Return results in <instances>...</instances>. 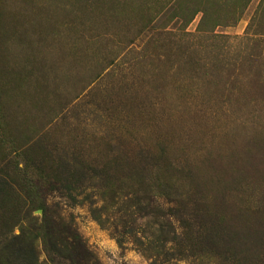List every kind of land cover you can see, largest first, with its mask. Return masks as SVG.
Masks as SVG:
<instances>
[{
  "label": "rangeland",
  "instance_id": "rangeland-1",
  "mask_svg": "<svg viewBox=\"0 0 264 264\" xmlns=\"http://www.w3.org/2000/svg\"><path fill=\"white\" fill-rule=\"evenodd\" d=\"M0 264H264V0H0Z\"/></svg>",
  "mask_w": 264,
  "mask_h": 264
},
{
  "label": "trees",
  "instance_id": "trees-1",
  "mask_svg": "<svg viewBox=\"0 0 264 264\" xmlns=\"http://www.w3.org/2000/svg\"><path fill=\"white\" fill-rule=\"evenodd\" d=\"M6 193L1 195H5ZM7 200V199H6ZM32 207L34 208H40L42 210L43 214H46V208H44L43 206V201L40 202V204H34ZM53 224H55V221H53ZM50 221V218H47L45 223H44V230H45V235L47 238H45V240L43 241V243L45 244V246H47V253H56L57 255L60 254V249L62 250H66V246L64 242L61 241H57L54 238H52V233H54V225H53ZM190 222H184L181 227L183 229H185L186 231L184 232V236L185 238H180V240H176L174 238H162L164 242H167L168 240L173 241V245L171 244V246L169 247V249H177V253H179V255H184V256H192L193 254H197L198 256L200 255H206L205 253H212L210 249L207 248V243L210 244L211 241H208L207 238H202L200 236H197L195 238H193L191 236V230H190ZM71 242H74V236L73 234L71 235ZM118 242H120L119 240H117ZM165 245V243H164ZM219 243H218V247L219 248ZM60 248V249H59ZM185 251H188V254H184ZM223 252H226V250H223ZM219 253V252H217ZM217 253H212L214 255H220ZM34 254V248L32 245L29 244V255H33ZM78 256L76 254H73L72 256H68V259L73 261V263L76 262L75 258H77ZM241 259V258H240ZM247 256L244 257L241 260H247Z\"/></svg>",
  "mask_w": 264,
  "mask_h": 264
}]
</instances>
